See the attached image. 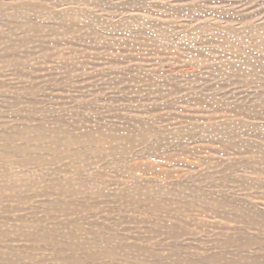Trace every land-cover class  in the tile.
<instances>
[{"label": "rangeland", "instance_id": "1", "mask_svg": "<svg viewBox=\"0 0 264 264\" xmlns=\"http://www.w3.org/2000/svg\"><path fill=\"white\" fill-rule=\"evenodd\" d=\"M0 264H264V0H0Z\"/></svg>", "mask_w": 264, "mask_h": 264}, {"label": "bare ground", "instance_id": "2", "mask_svg": "<svg viewBox=\"0 0 264 264\" xmlns=\"http://www.w3.org/2000/svg\"><path fill=\"white\" fill-rule=\"evenodd\" d=\"M5 143V142H4ZM7 148V147H6ZM9 148V147H8ZM21 150L23 149V148H20ZM10 150H12L11 148H10ZM25 151V150H24ZM24 151H21V152H24Z\"/></svg>", "mask_w": 264, "mask_h": 264}]
</instances>
